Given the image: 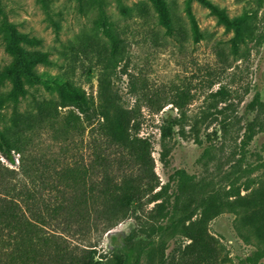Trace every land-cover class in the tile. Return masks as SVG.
I'll use <instances>...</instances> for the list:
<instances>
[{
	"label": "rangeland",
	"instance_id": "rangeland-1",
	"mask_svg": "<svg viewBox=\"0 0 264 264\" xmlns=\"http://www.w3.org/2000/svg\"><path fill=\"white\" fill-rule=\"evenodd\" d=\"M165 1L172 32L154 16L145 20L122 12L148 0H1L0 25L7 19L42 39L28 49L49 52L53 62L37 65V71L44 78L65 76L94 98L100 116L122 132L121 142L135 162L143 155L154 157L155 192L165 191L163 196L157 201L145 197L108 232L100 221L92 232L81 233L79 242L91 237L100 251L121 250L129 264H174L189 242L188 219L215 201L223 212L209 228L226 246L225 254L228 249L235 264H264V244L244 241L233 211L241 208L237 198L264 189V0H211L231 16L249 15V33L237 54L231 50L234 32L208 7L191 3L206 35L197 43L187 0ZM110 28L123 37L116 55L111 54ZM11 60L0 33V70ZM12 86V80L0 85V128L8 133L35 111V98L56 101L48 85L27 84L28 93L17 100L9 95ZM171 116L183 124L169 141L166 164L161 125ZM62 125L63 118L34 141L50 158L67 146L75 152ZM20 162L16 154L10 165ZM50 164L57 166L55 160Z\"/></svg>",
	"mask_w": 264,
	"mask_h": 264
},
{
	"label": "trees",
	"instance_id": "trees-1",
	"mask_svg": "<svg viewBox=\"0 0 264 264\" xmlns=\"http://www.w3.org/2000/svg\"><path fill=\"white\" fill-rule=\"evenodd\" d=\"M193 1L187 0L188 13L198 43L206 35L191 8ZM196 1L208 7L226 30L234 32L231 50L239 53L249 33V15L231 16L225 7L211 0ZM122 12L131 18L154 16L158 24L171 32L175 29L165 0H148L125 7ZM104 23L107 25L108 21ZM0 33L12 58L0 70V85L7 80L13 82L9 95L16 100L25 96L27 84H45L56 93L55 103L35 98V111L16 121L10 133L0 128V264H129L121 250L103 252L91 237L84 243L78 241V236L86 230L92 232L93 225L98 226L100 221L103 233L108 232L145 197L151 195L150 200L157 201L163 196L165 191L155 192L159 184H154V157L143 155L135 162L121 142L122 132L117 133L100 116L94 98L65 76L44 78L37 71V65L53 62L49 52L28 49L40 45L42 39L21 32L15 22L7 19L2 21ZM107 34L111 54L116 55L123 37L114 28ZM96 46L91 47L92 51ZM61 118V131L69 143L75 142L71 147L75 152L67 146L50 158L36 148L34 141L47 130H55ZM182 124L180 117L171 116L161 125V155L166 164L169 141L175 127ZM16 154H20L21 162L12 167ZM52 160L56 161V168H51ZM235 202L241 207L233 208L240 236L246 242L254 239L264 244V189L240 196ZM163 203L157 202V206L163 207ZM222 212L221 204L210 201L200 216L188 219L185 227L189 242L180 249L179 260L173 258L172 263L235 264L228 249L225 254L226 246L210 232V222Z\"/></svg>",
	"mask_w": 264,
	"mask_h": 264
},
{
	"label": "built area",
	"instance_id": "built-area-1",
	"mask_svg": "<svg viewBox=\"0 0 264 264\" xmlns=\"http://www.w3.org/2000/svg\"><path fill=\"white\" fill-rule=\"evenodd\" d=\"M18 161V160H17Z\"/></svg>",
	"mask_w": 264,
	"mask_h": 264
}]
</instances>
